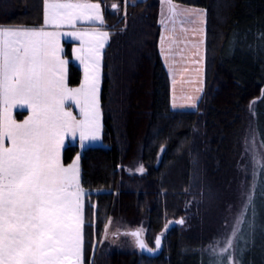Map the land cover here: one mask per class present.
I'll return each instance as SVG.
<instances>
[{
    "label": "trees",
    "instance_id": "trees-1",
    "mask_svg": "<svg viewBox=\"0 0 264 264\" xmlns=\"http://www.w3.org/2000/svg\"><path fill=\"white\" fill-rule=\"evenodd\" d=\"M7 1L0 0V25H43V0ZM93 1L101 3L111 41L101 91L105 145L87 147L81 156L88 191L85 264H224L207 250L226 224L213 211L221 210L244 166L249 123L264 156V0H174L206 11L205 90L197 110L171 106L159 49L160 0ZM123 10L126 17L119 15ZM81 78L70 62V84ZM79 152L78 144L65 146L64 163ZM137 160L145 173L127 169ZM254 181L235 243L238 264H264V166ZM182 216L191 228L164 235L167 221ZM118 217L127 226L146 223L149 239L162 235L167 247L155 256L111 253L106 247Z\"/></svg>",
    "mask_w": 264,
    "mask_h": 264
},
{
    "label": "snow or ice",
    "instance_id": "snow-or-ice-1",
    "mask_svg": "<svg viewBox=\"0 0 264 264\" xmlns=\"http://www.w3.org/2000/svg\"><path fill=\"white\" fill-rule=\"evenodd\" d=\"M163 2L167 15L161 14L165 34L160 37V53L170 74L169 57L180 51L202 75L206 12L182 8L174 0ZM111 8L118 12L120 6ZM104 23L99 2L43 0V26H0V264H84L86 193L80 181V156L65 165L63 151L66 141L77 135L81 147L86 140L100 139L103 49L110 34L82 25ZM64 36L79 42L72 49L83 66L78 87L68 84ZM69 102L79 109V118L69 110ZM172 106L178 107L175 96ZM17 107L30 110L19 121L13 115ZM138 170L143 173V166ZM246 195L251 204L253 193ZM244 214L234 222L220 253L233 248ZM126 234L135 238L139 249L154 251L139 230ZM155 246L160 248V237ZM218 246L219 242L209 248L215 252Z\"/></svg>",
    "mask_w": 264,
    "mask_h": 264
},
{
    "label": "rangeland",
    "instance_id": "rangeland-1",
    "mask_svg": "<svg viewBox=\"0 0 264 264\" xmlns=\"http://www.w3.org/2000/svg\"><path fill=\"white\" fill-rule=\"evenodd\" d=\"M11 1V0H9ZM3 2L4 4H8V2ZM93 2H99V1H93ZM100 3V2H99ZM101 4V3H100ZM126 10H123L119 15L121 17H126L125 15ZM162 13L167 15V5L163 2V0H160V21L162 19ZM119 18V16H118ZM105 23L100 27L101 25H98V28L102 31H107L109 35V40L105 44V47L103 49V59H104V53L106 50V47L111 41V33L110 30L105 27L106 20H104ZM161 24V23H160ZM117 25V23H116ZM113 25V26H116ZM84 28H89V27H95L94 25H82ZM69 29L65 30L68 31ZM65 42L67 43H73L71 50V58L67 56V51H68V44H66L63 39L61 42V45L64 49V54L63 58L68 60L67 64V73L69 72L70 69V62H73L77 66L80 67L82 71V78L81 82L83 80V66L77 61L74 57V54L72 53V49L75 47L79 46V42L73 40L72 38L68 36L63 37ZM206 44V43H205ZM181 47H183L181 45ZM187 53L176 51L174 53V58L173 55H170L169 57V63L172 64L173 66V73L170 74L169 72V67L165 63L164 57L161 56L163 63L166 67V70L169 74L170 77V87H171V106L173 105V97L175 96V103L178 105V107H175V109H190V110H197L200 104V101L202 97L204 96V86H205V60H204V67H203V73L202 75H198L196 68L197 66L195 64H192L191 62L183 59L182 57H186ZM103 63V62H102ZM173 75L175 76V84H173ZM67 80H68V74H67ZM80 82V83H81ZM71 85L70 81L68 80V84L70 87H78L80 85ZM102 84H103V67H102V81H101V91H102ZM202 88V91H197V89ZM101 91H100V105H101ZM180 105H183L182 107ZM194 105V106H193ZM173 107V106H172ZM69 110L73 111L74 115H77L79 118V109L76 108L71 102H69ZM26 113H29V109L25 107ZM102 112V108H101ZM25 113V117L28 115V113ZM103 112H102V117H101V133H100V139L95 140V141H89L86 140L84 142V146L81 147L80 141H79V136L77 135V138L75 140H67L66 145L68 144H78L80 148V152L77 154L80 156L79 160V168H80V181H81V186L84 189V192L87 194V190L83 187L82 185V165H81V156L82 152L85 148L90 147V146H104V126H103ZM247 141V143H246ZM242 148L244 150V166L241 168V171L238 173L237 179L230 185L229 188V196L226 197V200H224L223 204H221V210L218 207L213 211L214 216H217L219 218H223V220L226 221V224L222 225V234L214 237L211 241L208 242L207 245V250L211 251V253H216L219 256H221V259L223 260L224 264H238L237 263V257H236V251H235V243L236 239L238 238V234L236 239L233 242V248L229 249L228 252L226 253H220V249L225 247V242L226 240L230 237V234L233 230L234 222L237 220V218L240 216L241 212L245 213V205L247 204V193L253 192V186L255 185V172L257 171V168L264 165V156L263 153L261 155V147L259 145V141L257 139V135L254 132L251 123L248 124L247 128L244 131L243 138H242ZM64 153V152H63ZM76 155V156H77ZM75 156V157H76ZM75 159V158H74ZM63 162H64V156H63ZM72 163V162H71ZM70 164V163H69ZM67 165V164H65ZM143 166L145 173V166L144 164L140 161L137 160L130 164L127 169L132 173V174H142L138 169L140 166ZM252 180V181H251ZM228 198V199H227ZM84 200V217H85V207H86V195L83 197ZM228 200V201H227ZM248 205V204H247ZM221 212V213H220ZM190 213V212H188ZM194 216V213H190V220L194 219L191 216ZM189 216V215H188ZM187 216H182V217H176L175 219H169L167 221L165 228L163 230V234L169 237V232L173 228H178L179 230L184 229L188 230L191 227L187 226ZM244 217V216H243ZM183 220L186 224H180L178 221ZM115 222V221H114ZM207 226V225H206ZM111 235L109 239L108 246L106 247L107 250H109L111 253L113 252H118V253H123V254H130V253H136L139 256H141L143 253L142 251L136 247L135 244V238L132 237L131 235H127L126 233H131L134 230H139L141 232V236L145 239L147 244L152 248L155 249V240L157 238L156 236H153V239H149V233L147 230V224H142V225H128L125 222L124 219L122 218H117L116 222L113 223L111 226ZM206 229V228H205ZM205 231V230H204ZM202 231V232H204ZM84 239H85V225H84ZM169 239L167 238V241ZM166 242L163 243V249H165ZM219 242V246L216 248V251L213 252L210 248L209 245L215 246L216 243ZM162 249V250H163ZM85 264V260H84Z\"/></svg>",
    "mask_w": 264,
    "mask_h": 264
},
{
    "label": "crops",
    "instance_id": "crops-1",
    "mask_svg": "<svg viewBox=\"0 0 264 264\" xmlns=\"http://www.w3.org/2000/svg\"><path fill=\"white\" fill-rule=\"evenodd\" d=\"M130 1H141V0H130ZM175 2V1H174ZM175 3H177V2H175ZM177 4H179L182 8H192V9H197V10H204L205 11V9L204 8H201V7H196V6H190V5H185V4H180V3H177ZM206 12V11H205ZM103 16H104V13H103ZM104 20H105V17H104ZM107 24V23H106ZM105 24V27L107 28V25ZM0 26H4V27H12V26H16V25H0ZM41 26H43V25H40V26H26V27H31V28H39V27H41ZM95 27H98V25H94ZM187 27H191L190 25H186ZM100 27H102V26H100ZM169 27H171L170 25H169ZM204 29H206V17H205V25H204ZM65 30H67V28H65L64 29V31ZM162 34H165V32H164V28L162 27V25H161V35ZM161 35H160V37H161ZM62 39H63V41L65 42V40H64V38L62 37ZM62 39H61V42H62ZM66 44H68L67 42H65ZM72 46H73V43H72ZM159 49H160V39H159ZM162 56V55H161ZM68 74V80H69V72L67 73ZM21 113L20 114V117H19V115H18V113ZM28 113V112H27ZM26 113V114H27ZM29 114V113H28ZM13 115H14V117L19 121V120H22V119H24L25 118V107H17L16 109H14V111H13ZM64 152V151H63Z\"/></svg>",
    "mask_w": 264,
    "mask_h": 264
},
{
    "label": "water",
    "instance_id": "water-1",
    "mask_svg": "<svg viewBox=\"0 0 264 264\" xmlns=\"http://www.w3.org/2000/svg\"><path fill=\"white\" fill-rule=\"evenodd\" d=\"M134 231H138V230H134ZM134 231H132V232H134ZM158 237H160L161 238V246H160V248L159 249H156V246H155V249H154V251H152V252H149V251H147V250H141L143 253H145V254H148V255H151V256H155V255H159L161 252H162V249H163V236L162 235H158ZM141 238L145 241V239L141 236ZM145 243L147 244V242L145 241ZM147 246L149 247V248H151L148 244H147Z\"/></svg>",
    "mask_w": 264,
    "mask_h": 264
}]
</instances>
